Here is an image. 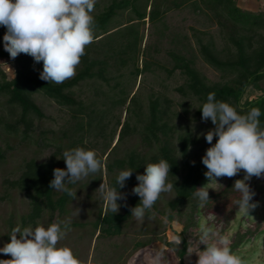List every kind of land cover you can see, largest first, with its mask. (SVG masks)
<instances>
[{"label": "trees", "instance_id": "obj_1", "mask_svg": "<svg viewBox=\"0 0 264 264\" xmlns=\"http://www.w3.org/2000/svg\"><path fill=\"white\" fill-rule=\"evenodd\" d=\"M188 6L202 12L218 26L224 48L219 49L212 36L206 39L203 36H207L206 33H202V38L195 36L202 59L220 74L219 81H210L204 76L195 67L194 60L187 57L182 50L171 51L173 71L179 70L186 77L185 84L178 91L199 103L196 114L201 119L202 105L207 102L208 94L213 92L217 101L229 103L240 114H247L252 108H258L261 113L258 118L260 127L264 129V88L261 87L264 81V10L242 8L239 0H110L102 11L93 15L94 42L86 46L76 75L61 84H48L41 80L43 63L35 62L31 56L20 54L15 59L10 58L3 47L6 28L0 26V59H7L15 65V76L12 79L0 65V99L4 98L7 107V115L0 116V126L6 134L21 136L24 142L32 138L36 121L46 117L35 101L37 94H43L71 112L74 126L71 133L66 134L71 140L68 145L70 149L81 147L86 126L95 127L100 133H104L108 124H103V121L110 113L109 109L126 106L130 102L126 108L130 116L123 124L120 119L117 120L116 127H121L118 141L107 154L108 160L105 163L109 187H117L116 177L120 171L133 170L125 186L118 187L119 192L128 194L124 204L125 211L114 213L100 210L93 226L100 232L99 236L102 233L109 236L121 234L132 217L131 209L140 202L139 196L132 192L138 184L136 176L144 173L147 164L163 159L171 166L167 182L173 185L175 194L174 199L169 202L170 210L180 215L188 205L191 208L187 225L177 234L182 246L178 251L180 264H185L184 259L190 248L186 232L200 223L198 217L201 204L195 192L206 179L207 168L202 163V157L216 143L218 137H214L210 145L205 136L195 135L189 127L179 132L173 120L170 102L165 100L164 103L159 96L149 99L148 114L145 119H141L137 95L131 97L125 88L120 90L119 98L111 100V106L107 110H99V103L96 101L87 103L78 99L73 89L88 81L108 84L113 67L121 70L132 65L136 77L148 71L151 63L145 61L144 66L139 65L140 58L149 54L150 50V47L142 48L144 35L141 34L140 27L149 23L157 29L158 35L163 36L164 30L161 27L167 28V15L173 10ZM125 13L129 14L128 17L120 20L119 16ZM120 84H117L118 87ZM254 90L261 91L262 94L253 99L247 98ZM208 122L213 125L210 119ZM137 133L140 135L141 147L147 150L137 148L119 155L120 144ZM196 148L202 151L199 156L195 152ZM62 151L63 147L58 146L48 161H25L17 178L5 180L9 188L20 191L30 201V212L23 217L24 225H37L46 213L53 215L57 211L61 214L67 212L73 197L49 187L50 181L54 179L53 170L59 168L58 155L63 157ZM5 159V153L0 150V161ZM94 180L95 183L100 181L98 177ZM74 185L66 186L73 191ZM159 200L160 197L152 208L156 207ZM145 214L151 216V209L146 210ZM167 217L170 221L175 220L173 214ZM150 244L139 242L136 247H149ZM164 244L174 245L167 241ZM239 244L235 243L230 247L231 250ZM153 253L157 254L159 251ZM8 259L11 257L8 256Z\"/></svg>", "mask_w": 264, "mask_h": 264}, {"label": "rangeland", "instance_id": "obj_2", "mask_svg": "<svg viewBox=\"0 0 264 264\" xmlns=\"http://www.w3.org/2000/svg\"><path fill=\"white\" fill-rule=\"evenodd\" d=\"M110 0H96V7L92 15L98 14L108 5ZM242 8L252 11L264 10V0H239ZM128 13L119 16L120 20L128 17ZM167 28L161 27L163 36L157 34V29L147 23L140 27L144 35L142 48L150 47L149 54L140 58L139 65L144 66L145 61L151 63L150 69L139 77L134 75V67L119 70L117 67L111 69L109 83L99 81L83 82L76 88V97L87 103L98 102L99 110H107L111 106V100L120 97V90L125 88L130 96L137 95L141 112V119L148 114L149 99L152 96H159L163 102L168 100L171 105L172 116L177 130L184 131L189 127L199 137L215 128L208 121H204L196 114L199 103L189 96L182 95L178 89L185 84L186 77L181 71H173L174 61L170 56L171 51L182 50V52L194 60L195 67L210 81H219L220 74L211 68L202 59L195 36L206 39L212 36L219 47L224 48L218 26L207 18L202 12L195 11L192 7H184L180 10H173L167 15ZM0 65L10 79L15 76V65L7 59H0ZM118 83H121L118 87ZM264 88V81L261 83ZM262 94L261 91H251L247 98L253 99ZM36 103L41 107L45 118L36 121L35 131L32 138L23 141L21 136H9L0 126V150L6 159L0 161V247L10 241V234L15 227L35 228L38 225L47 227L51 223H59L63 229L68 225L65 237L59 241L58 247L67 246L72 249L74 255L81 261V264H153L156 256L153 252H163V264H180L178 251L181 244H176L177 234L182 232L188 223L191 208L188 205L183 209L182 214L171 211L169 202L174 199L173 189L164 192L160 196L155 208H151V216L145 214L143 220H137L133 215L119 235L109 236L96 231L93 223L97 220L100 210H108L106 201L97 190L102 183L109 186V178L106 168L107 154L117 144L121 127H116L117 120L123 124L130 113L126 106H117L109 109L103 124H108L104 133L99 129L86 126L82 148L94 150L98 158H102V172L89 175L74 185L73 191L76 198L72 199L67 207V212L61 214L55 212L53 215L46 213L37 225H24L23 217L30 212V201L20 191L9 188L5 180L17 178L27 160L48 161L56 152L58 146L63 151L71 150L69 138L66 134L71 133L74 121L71 112L54 100L43 94L35 96ZM106 103V104H104ZM134 109V106L131 105ZM7 115V107L4 98L0 99V116ZM132 116V115H131ZM141 126V124H139ZM114 130V131H113ZM113 131V132H112ZM115 132V133H114ZM114 133V134H113ZM108 145V146H107ZM108 147V148H106ZM143 149L141 147L140 135L132 134L127 142L121 143L119 155H124L132 149ZM146 151L147 149H143ZM199 156L202 151L196 148ZM104 153H106L104 155ZM58 155L59 168L65 169L66 164ZM243 170L232 177L218 178V185L211 183L209 188V201L203 207L200 205V223L205 222L214 231L229 240V247L240 243L232 252L241 257L246 264H264V175L252 177L246 181L251 190L255 193L252 203L257 207L250 210L246 215L238 210L235 201L240 198V193L233 189L237 179H243ZM100 181L95 183V178ZM209 183L206 178L201 187ZM124 199L117 203L120 205L118 213H123L124 204L127 202L128 194L122 193ZM174 215V221L168 219V215ZM197 220V218L195 219ZM193 225L186 232L193 253L185 257V264H196L198 256L195 252L204 250L205 245H199V225ZM164 241L172 242L173 246H166ZM151 243L144 248L136 247V244ZM0 259H8V256L0 253Z\"/></svg>", "mask_w": 264, "mask_h": 264}, {"label": "clouds", "instance_id": "obj_3", "mask_svg": "<svg viewBox=\"0 0 264 264\" xmlns=\"http://www.w3.org/2000/svg\"><path fill=\"white\" fill-rule=\"evenodd\" d=\"M96 0H0V26L6 28L3 36L4 50L10 58L20 54L31 56L35 62L43 63L40 79L49 83L61 84L76 75V69L85 55L86 46L94 42V12ZM202 120H211L215 128L205 134L212 145L206 150L202 163L206 166L205 176L209 183L197 188L201 207L209 201L211 183L218 178H232L244 171L243 179L234 182L233 189L240 193L235 201L238 210L249 215L257 207L252 203L255 193L246 182L252 177L264 175V129H261L260 109L252 108L247 114H240L227 102L217 101L215 93H209L207 102L202 105ZM66 168L53 170L54 179L49 187L76 198V192L66 185L76 184L89 175L102 172L103 162L94 150L76 147L63 152ZM171 166L165 160L149 163L143 174H138V184L132 189L140 202L131 209L137 220H143L146 210L153 207L161 193L172 190L167 182ZM133 170H122L116 177L117 187L102 183L97 189L106 201L108 210L117 213L118 200L124 199L119 188L125 186ZM59 223L13 228L10 241L0 247V253L11 259H0V264H81L71 248L58 247L68 231ZM199 245L204 250L195 252L196 264H246L229 247V240L219 235L205 222L199 225ZM176 244L181 243L175 238ZM189 255L193 253L188 249ZM163 252L156 254L153 264H163Z\"/></svg>", "mask_w": 264, "mask_h": 264}]
</instances>
